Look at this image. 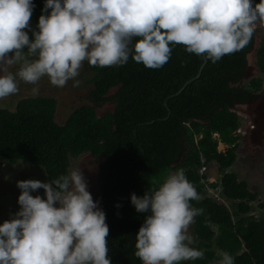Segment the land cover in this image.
<instances>
[{"label": "trees", "instance_id": "trees-1", "mask_svg": "<svg viewBox=\"0 0 264 264\" xmlns=\"http://www.w3.org/2000/svg\"><path fill=\"white\" fill-rule=\"evenodd\" d=\"M33 3L30 20L38 22L44 0ZM249 54L264 72V27L256 28L244 48L215 63L186 52L182 44L172 48L160 68L131 58L123 66L85 62L88 102L62 123L55 119L53 96H25L12 108H0V162L26 160L42 169L46 181L66 174L72 157L88 153L97 160L96 200L106 214L111 264H142L134 255L135 234L145 213L131 205L130 194L142 196L183 169L199 194L191 205L203 209L191 223V237L197 240L191 246L204 256L180 264H217L218 250L229 252L235 264H264V219L249 213L258 194L228 170L238 139L210 159L205 150L242 126L237 109L257 97L260 78L243 80ZM105 103L111 109L97 114ZM213 175L216 182L209 185L220 187L228 205L205 194L204 182ZM43 191L37 194L43 197Z\"/></svg>", "mask_w": 264, "mask_h": 264}, {"label": "clouds", "instance_id": "clouds-1", "mask_svg": "<svg viewBox=\"0 0 264 264\" xmlns=\"http://www.w3.org/2000/svg\"><path fill=\"white\" fill-rule=\"evenodd\" d=\"M34 7L33 0H0V99L17 93L21 82L33 85L36 95L44 77L55 87L70 80L77 87L85 62L123 66L131 58L160 68L177 44L215 63L264 27V0H44L33 28ZM16 186L20 207L0 223V264H111L106 214L81 168L46 181L17 180ZM38 189L43 197L31 194ZM198 199L183 169L142 196L130 194L131 205L145 213L135 234L134 255L142 264L203 258L188 233L203 211L191 205ZM217 256V264H235L227 251Z\"/></svg>", "mask_w": 264, "mask_h": 264}, {"label": "rangeland", "instance_id": "rangeland-1", "mask_svg": "<svg viewBox=\"0 0 264 264\" xmlns=\"http://www.w3.org/2000/svg\"><path fill=\"white\" fill-rule=\"evenodd\" d=\"M37 23L30 21L33 28H35ZM259 27L262 28V26ZM29 36L31 38V32H29ZM15 67L13 66L11 70L15 71ZM88 76L89 72L85 71L82 66L80 74L77 77L80 80V84L77 87L72 86L71 80L64 87L52 86L46 77L38 82V94L53 96L57 99L55 119L58 123H62L75 107L88 102L85 98V93L90 86L84 84ZM251 77L260 78L261 88L258 91L257 97L252 102L240 106L237 109L242 126L238 130L230 131L224 140H217L213 148H207L205 150L208 154L207 158L210 159L216 153H223L226 148L233 145L238 139L237 157L228 170L235 172L239 179L247 182L248 187L252 191L257 192L258 195L256 196V200L252 202V209L249 213L253 214L256 218L262 217L264 219V205L259 206L258 204L264 201V72H260L257 69L253 55L249 54L246 77L243 80H248ZM32 87L33 85L31 84L21 82L17 93L0 99V108H9L10 106L12 108L19 99L33 95L31 92ZM111 107V104L105 103L102 107L97 108L96 112L97 114H102L110 110ZM69 161V169L81 168L89 185L88 190L93 199L96 200V180L98 178L99 162L88 153L80 154L74 159L72 157ZM23 179H39L45 181L42 169L38 165L31 164L26 160H19L13 165L0 162V223L9 219L11 214L19 209L20 206L17 203V197L20 189L16 186V181ZM215 182L214 175L208 177L206 182H204L205 194L212 195L218 200H223L220 194V187H212L209 185ZM39 190L31 194L36 195ZM223 201L228 205L227 200ZM213 228L215 227L213 226ZM188 233L192 236L191 224L189 225ZM191 238V245H193L197 240L194 237Z\"/></svg>", "mask_w": 264, "mask_h": 264}]
</instances>
